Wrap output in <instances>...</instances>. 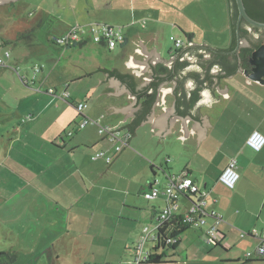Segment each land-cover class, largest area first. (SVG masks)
Masks as SVG:
<instances>
[{
	"label": "rangeland",
	"instance_id": "374dc122",
	"mask_svg": "<svg viewBox=\"0 0 264 264\" xmlns=\"http://www.w3.org/2000/svg\"><path fill=\"white\" fill-rule=\"evenodd\" d=\"M145 6L154 16L160 13L159 16L167 20L176 19L182 9L188 18L199 23L206 38L219 39L222 31L218 30L222 29L223 33L230 35L225 0H13L0 4V40L7 42L0 48V58L3 60L0 66V252H16V261L11 264H130L134 257L132 246L136 244L138 233L144 227H152L141 223L137 227V236L133 237L134 245H127L132 249L126 247L123 241L129 230L128 222L122 220L118 223L117 218L111 215L122 206L124 196L118 189L124 180H117V177L99 180L98 185L86 193L78 173L74 174L76 169L72 164V152L65 148L58 149L45 139L51 137L49 133L52 131L46 130V126L51 123L55 110L66 107L72 111L76 124L66 126V130L72 133L81 122L80 113L73 105L79 100L91 98L93 91H96L91 90L92 82L88 78L70 79V70H79L83 65L86 68L96 66L107 62L109 57L107 50L103 49L105 45L93 41L90 27L107 24L121 28L135 8L139 11ZM163 7H166L167 13L161 11ZM77 25L80 34L86 37L84 44L76 43L69 47L56 44L55 37L66 35ZM169 33L166 29L165 41L170 44L173 41ZM93 45H98L99 50L95 51ZM6 51L9 56L5 55ZM57 64L58 68L52 71V66ZM43 93L54 99L56 96L53 95H60L62 100L57 98L56 102H47V98L41 99L46 97ZM93 102L92 98L91 104ZM262 105L264 107V103ZM44 108L49 113L41 120L37 119V115L34 120H28V114L41 113ZM55 122L57 124L59 120ZM249 124L247 121L243 129H249ZM88 127L93 129L89 138L99 135L94 123L88 124L86 129ZM83 129L78 128L73 137H64L67 147L72 145ZM244 137L245 132H241L238 141ZM57 141L62 144L60 140ZM104 148L98 145L80 148L82 150L76 148L85 155L82 170L87 171L84 178L88 187L92 186L88 173L106 171L104 159L91 158L93 153ZM151 150L153 157H156L155 164H161L164 169L179 159V155L168 150L171 157L166 162L167 151L163 145L157 151ZM110 156L112 158V154ZM133 162L135 158H129L122 165L123 178L132 171ZM112 163L107 165H114ZM223 164L222 156L215 157L211 174L218 172L217 168L220 170ZM119 168L121 165L117 169L109 167V170L119 173ZM155 171L157 173L153 174L150 166L143 167L142 178L148 185L153 184L159 189L161 195L166 178L161 170ZM254 182L258 185L264 183ZM238 184L242 187L246 181L240 179L235 185ZM148 185L143 192H150ZM247 186L252 194L255 187L248 183ZM221 187L217 185L219 201L229 207L232 190ZM249 190L244 194H249ZM83 193H86L84 197L81 196ZM141 194L146 208L152 201H147ZM253 204L252 200L250 205ZM188 240L185 238L178 242L175 264H225L219 259L225 254L221 247L205 244L197 238ZM148 245L149 241L144 247ZM196 248L202 254L206 249L212 251L201 262L191 255ZM186 250H189L191 258L188 263ZM215 252L219 253L217 259L213 254ZM167 258L163 257L165 260Z\"/></svg>",
	"mask_w": 264,
	"mask_h": 264
},
{
	"label": "crops",
	"instance_id": "0c3cea01",
	"mask_svg": "<svg viewBox=\"0 0 264 264\" xmlns=\"http://www.w3.org/2000/svg\"><path fill=\"white\" fill-rule=\"evenodd\" d=\"M144 1L146 0H143V2ZM175 9L177 10V8ZM141 10L145 12L141 13ZM161 11L167 13L166 7L161 8ZM159 15L160 13L154 16L152 13L148 12V8L146 6L140 8L139 11L135 8L130 17L126 18L124 21L125 24L121 26V28L118 26L120 29H123L121 31L118 28L122 33H124L125 42L117 45L113 49H109L106 46L103 47L104 50H107V55L109 56L107 62L97 64L96 66H87V68L83 65L76 71L70 70L72 73L71 81L75 79L88 78L92 82L91 90H96L93 91V96L91 98L82 101L79 100L78 102L86 103V108L84 109L82 115L78 114V116H81V121L84 116H87L90 119L99 120V122L104 125L126 128L128 130V127L124 125L129 123V118H131L133 114L127 115L125 119H123V116L129 111V109H125L124 111L118 110L111 113L108 112L114 110V106H123L130 103L132 101V97L129 96V92H99L100 90H113L114 85H110L108 80L98 83V78H104V73L101 70L87 72L84 74L82 73L83 69L85 71H91L97 66L108 69L116 67L121 72L128 71L135 81H142V77L151 73L148 70L150 66L144 67L143 70L137 74L135 69L139 70V65L128 66L125 63L129 59L128 53H131L136 59L146 58L144 53L136 50V48H141V44L138 43L139 39H141L147 49L154 46L157 54L162 57H169L180 51L183 47L187 46L188 37H190L191 41L196 44L204 43L210 47L221 50H227L231 45V32H229L230 35H228V33H223L222 29L218 30V32L222 31V36L219 39L215 37H212L213 39L206 38L203 32L204 30L200 27V25H198L199 23H196L192 18H188L182 9H180L178 16L174 20H167L161 18L162 16ZM192 22H195L196 24H191ZM227 27L229 29V22ZM166 29L170 31V37L175 36V38L180 39L181 45L179 47H176L173 42H170L169 44L165 41ZM68 32H66V34ZM183 36L186 39H184ZM93 47L95 51L99 50L98 45H93ZM56 68H58V64L52 66V71ZM218 85L220 90L224 89V87L226 88L227 97L224 98L217 92L216 89H213L212 96L218 101L210 103V107H199V113L207 114V120L211 124H203L206 134L203 135L201 140L198 142L196 128L193 132L192 130H188L187 135L182 139L180 138V135L183 133V128L180 127L181 118L174 119L170 123V130L164 132L161 136L159 133H152L158 128V125H153L150 128L153 120L149 119L138 124L135 128V132L131 134L127 145L123 146L117 153L113 150L111 142L109 143V140L105 136L98 135L93 139L88 137L91 133L90 131H93V129H89V127L86 129L87 125L90 123L84 126L86 130L83 129V132H81V134L78 135L74 141H72V145L67 147L64 137H73V134H77L78 128H81L79 125L80 123L77 124V127L71 133L69 130H66V126L71 123L74 125L76 124L74 114L71 110L66 109V107L65 109L61 108L62 111L55 110L56 112L52 115V119L50 120L51 123L46 126V130H50V132L52 131L49 133L51 137L50 139L45 137V139L50 141L52 145L58 149L65 148L67 151L72 152V164L76 169L74 174L78 173V176L81 178L83 185L86 188V193L93 190L98 185L97 182L99 180L111 179L113 177H117V180H124L122 182L123 185L118 189L124 196L122 199V206L111 215L114 218H117L118 223L123 221L128 222L129 230L125 234L123 241L126 247L129 246V243H131V246L134 245L135 241L133 239L137 236V227L141 223L152 226L151 228H147L148 234L155 233L153 228L156 221V214L162 208L169 205L171 208V216H181L194 202L193 200L195 197L193 195H181L175 202L170 203L167 201L166 197L161 194L156 198L147 199V201L149 200L152 202L144 208L145 206H143V200L140 195H142L141 193H144L143 191L146 190V185L148 184L142 178V170L143 167L150 166L153 174L157 173L155 169L161 170L164 173L166 181L167 175L186 173L188 177L200 187L201 190L207 193V209H214L222 215V220L216 225V227L222 236L221 245L226 250L225 254L221 255L220 258L218 252L213 253L216 255V259L219 258L220 261L225 264H264V255L261 258H258L255 255L256 248L260 244H264V183L258 185L254 182L264 181V146L260 150L255 151L246 143L249 134L253 130H258L264 134V107L262 105L264 103V93H262L264 91V84L251 80L244 75L242 71L236 72L230 77L219 78ZM258 90H260V92H258ZM43 94V96L46 97H42L41 99L44 100L47 98V102H56L57 98L60 101L62 100V96L57 94H52L54 97L56 96V99L46 93ZM47 96H50L51 98H48ZM92 98L94 99V102L91 104ZM78 103L75 102L73 105L74 108ZM107 104H112L114 106H106ZM52 106H54V104H52ZM46 110L47 109L44 108L41 113L38 112L28 114V120H34L36 115L37 119L41 120L42 116L49 113L46 112ZM55 120H59V122L56 124ZM247 121L250 122V128L244 130L243 127ZM95 126L97 127L98 133V125L95 124ZM241 132H245V137L244 139L242 138L243 140L239 139L238 141ZM57 140H60L62 144H59ZM96 145L100 147L105 146L103 151H105L107 155L112 154L113 160L111 162H113L114 165L109 166L106 164L105 172H94L92 174L88 173V175H90L89 179L92 182V186L88 187L86 179L84 178L87 176V171L84 172L82 170L85 155L78 152V149L83 147L92 148ZM162 145L167 151V153L164 152L167 154V157L165 158L166 162L169 160V157H171L168 150H171V153L179 155L178 161L175 160L165 169L162 168L161 164L159 166L155 164L156 157H153L151 154L153 152L151 148L157 151ZM76 156L78 158H76ZM217 156H222L224 164L220 170L217 168L218 172L211 174L213 172L211 167H214L211 166V164L213 159ZM129 158H135V162H133L134 166L133 163L130 164L133 166V169L127 174V176H125L126 178H123L124 175L121 172L122 165L127 163ZM231 159H235L236 165L238 166V180L244 179L246 181V184L242 185V187L238 184L233 188H227L219 181L221 171ZM120 165L121 168H119V173L109 170V167L117 169ZM143 175L147 178L146 173ZM212 175H214V177ZM247 183L255 187L252 194H250L251 191L249 190ZM218 184L223 186L221 188L232 190V194H230L231 200L229 201V207H225L223 203H220L219 201L218 197L220 192H218ZM148 186H151V184ZM248 190L249 194H244V192H247ZM86 193H83L81 196L84 197ZM252 200L254 204L250 205ZM89 209L90 208H88V210ZM109 212L111 211H108V213ZM223 219L225 221H223ZM213 222L214 218L207 215L206 224L208 225ZM187 230L194 231L190 232ZM142 231L143 229L141 230V233H138L137 240L142 236ZM243 232L245 233V236L242 237L241 233ZM204 237V228H187L178 234L177 243L185 238L187 241H189V238H197L198 240L201 239L205 244H208ZM149 243L150 245H148L147 248L145 247L146 249H150L152 247V242L149 241ZM134 246H132L133 252ZM128 248L132 249L131 247ZM244 250L251 253L252 256L250 258H246L245 254L247 252L243 253ZM211 251L210 249H206L204 255L199 251V248H196L195 251H192L191 255L194 256V259L197 261L202 262L206 256L209 257ZM159 252L161 253L162 251H158L157 253ZM174 252L175 253L173 255H169L170 257L166 260L176 261L175 256L178 254L177 247ZM189 257V250H186V263L190 262L191 258ZM175 263L177 262L168 264Z\"/></svg>",
	"mask_w": 264,
	"mask_h": 264
},
{
	"label": "water",
	"instance_id": "95a60500",
	"mask_svg": "<svg viewBox=\"0 0 264 264\" xmlns=\"http://www.w3.org/2000/svg\"><path fill=\"white\" fill-rule=\"evenodd\" d=\"M6 1L7 0H0V4ZM235 3L238 14L236 19V46L233 49L221 50L210 47L204 43L196 44L188 37L187 46L169 57H162L157 54L154 46L147 49L141 39H139L138 43L141 44V48H136V50L144 53L146 58L136 59L131 53H128L129 59L125 63L128 66L139 65V70L132 68L135 69L137 74L140 73L144 67L150 66L148 70L151 73L142 77V81H135L128 71L121 72L116 67L108 69L97 66L91 71H85L82 68V74L97 70H101L104 73V78H98V83L108 80L110 85H114V89L100 90L99 92H129L132 101L123 106L107 104L106 106H114V110L108 113L129 109L123 116V119H125L127 115L133 114V116L129 118L130 123L143 109L144 96H142V94L138 96V93L153 94L154 98L150 109L145 112L140 123L152 119L153 122L150 128L153 125H158V128L152 133H159L161 136L164 132L170 130V123L174 119L181 118L180 127L183 128V133L180 135V138L182 139L186 136L188 130H192L193 132L196 128L198 142L201 140L202 136L206 134L203 124H211L207 120V114L199 113V107H210V103L218 101L212 96L213 89H216L224 98L227 97L226 88L224 87L222 90L219 88V78L230 77L236 72L243 71L244 75L251 80L264 84V43L260 44L257 48H253L248 60L250 65L249 69L242 66L240 59L237 57L240 48L250 47L246 37L240 36L239 29L241 21L244 20L248 25L262 29H264V22L255 20L248 15L243 0H235ZM255 40L258 42L259 38ZM210 51L224 55L226 59L214 61ZM113 72L116 74H113ZM118 73L132 78L131 80L135 86L134 91L129 88L125 80L117 76ZM129 123L124 126H127ZM128 130L130 137L131 134L135 132V129L130 130L128 128Z\"/></svg>",
	"mask_w": 264,
	"mask_h": 264
},
{
	"label": "built area",
	"instance_id": "2783aa9c",
	"mask_svg": "<svg viewBox=\"0 0 264 264\" xmlns=\"http://www.w3.org/2000/svg\"><path fill=\"white\" fill-rule=\"evenodd\" d=\"M72 27V29L63 36L56 37L54 41L57 45L61 46H74L76 43L83 42L86 40V37H83L80 34L79 28ZM92 26V25H91ZM91 34L93 35L92 39L95 43H101L107 46L109 49L115 48L119 44L125 42V35L118 28L110 26L107 24H96L94 27H90ZM81 35V36H80ZM174 45L179 47L181 45L180 39L171 37ZM1 45V41H0ZM6 56H9V52H5ZM3 65V60L0 58V66ZM86 108V103L80 102L76 105V109L79 113H83ZM88 123H95L98 125V134L100 136H105L113 150L117 153L123 146L127 145L129 137V130L126 128H118L107 126L99 122L97 119H90L87 116L83 117V120L80 122V127L83 128ZM129 137V139H128ZM246 143L250 148L255 151L260 150L264 146V134L258 130H253L248 138ZM92 159H104L105 163H110L112 158L110 155H107L105 151L101 150L94 153L91 157ZM239 174L237 171V165L235 159H231L227 165L223 168L219 175V181L227 188H233L238 181ZM156 183V180H154ZM150 192H144L143 196L146 199L156 198L160 194V190L151 184ZM162 194L166 197L167 201L170 203L175 202L181 195H193L194 202L190 208L183 214L182 221L183 224L189 228L201 229L204 228L205 241L208 244L221 243L222 236L217 230L216 225L222 220V216L214 209H207L208 197L207 193L200 189V187L188 177L186 173H181L178 175H167V181L165 186L162 189ZM210 215L214 218V222L211 224H206V216ZM171 217V208L169 205L162 208L156 214V221L154 223V234H148V229L145 227L142 231V236L139 238L137 243L134 246V257L133 261L130 264H142L143 262L149 259L151 252L149 249L144 247V244L147 241H154L156 237V230L161 227V225ZM255 233V231L253 230ZM248 235V234H246ZM241 236H245V233H241ZM178 237L168 239L167 243H176ZM255 255L258 258H261L264 255V244H260L255 251ZM246 258H250L251 253L247 252L245 254Z\"/></svg>",
	"mask_w": 264,
	"mask_h": 264
},
{
	"label": "trees",
	"instance_id": "16d2710c",
	"mask_svg": "<svg viewBox=\"0 0 264 264\" xmlns=\"http://www.w3.org/2000/svg\"><path fill=\"white\" fill-rule=\"evenodd\" d=\"M226 7H227V14H228V22H229V29L231 32V45L229 49H233L236 45V19H237V6L235 3V0H225ZM244 7L246 12L250 17H252L255 20L262 21L264 22V0H243ZM248 27H251L255 30H257L258 35L260 38L264 36V29L262 28H257L248 25L244 20L241 21L240 23V36L241 37H248L249 32H248ZM263 35V36H262ZM56 38V37H55ZM54 38V39H55ZM262 40V39H260ZM258 41L254 46L250 47H242L238 50L237 57L241 61V65L249 69V57L250 54L253 50V48L257 47L262 41ZM1 45L0 48L3 47L7 42L0 40ZM86 41V40H85ZM85 41L79 42L80 45H82ZM72 46V45H69ZM68 46V47H69ZM213 57L212 59L214 61L217 60H224L226 59V56L220 55L216 52H212ZM113 74H116L113 72ZM117 76L127 82V85L131 90H135V86L133 85L132 78H130L127 75L123 74H117ZM144 96V103H143V109L142 112L136 116V118L130 122L127 127L130 130H134L140 121L142 120L144 114L146 111L150 109V106L153 102L154 95L153 94H146V93H138V96ZM80 115H82L80 113ZM219 213V212H218ZM222 216V215H221ZM189 227L185 226L182 221V216H171L168 220H166L161 227H159L156 230V237L154 241L152 242V247L149 249L151 252V255L147 261L143 263H151V264H162V263H174L175 261H169V260H164L163 257L169 255H173L175 252L176 247L178 246V243H167L168 239H172L174 237H178V234L181 233L182 230H185ZM213 246L221 247L222 249L226 250L221 243H213ZM156 251V252H155ZM158 251H162L161 253H157ZM16 261V252L14 250H10L9 252H0V264H11L12 262ZM142 263V264H143Z\"/></svg>",
	"mask_w": 264,
	"mask_h": 264
},
{
	"label": "flooded vegetation",
	"instance_id": "af4514ba",
	"mask_svg": "<svg viewBox=\"0 0 264 264\" xmlns=\"http://www.w3.org/2000/svg\"><path fill=\"white\" fill-rule=\"evenodd\" d=\"M11 1H13V0H11ZM10 0H7L6 2H4V3H10L11 2ZM248 32H249V36L248 37H246V40H247V42L250 44L249 46H254V44H256L257 43V41L255 40L256 38L258 39L259 38V40L260 39H262V40H260V41H262L260 44H262V43H264V36L262 37V38H260V36L258 35V32H257V30H255V29H253V28H251V27H248ZM264 32V31H263ZM257 36V37H256ZM258 40V41H259ZM259 44V45H260ZM258 45V46H259ZM236 46V45H235ZM257 46V47H258ZM257 47H255V48H257Z\"/></svg>",
	"mask_w": 264,
	"mask_h": 264
}]
</instances>
